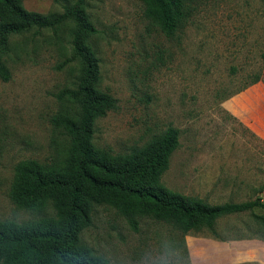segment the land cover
<instances>
[{"label": "rangeland", "instance_id": "1", "mask_svg": "<svg viewBox=\"0 0 264 264\" xmlns=\"http://www.w3.org/2000/svg\"><path fill=\"white\" fill-rule=\"evenodd\" d=\"M74 1L21 0L40 13L61 12ZM85 3L96 29L90 40L98 87L116 98L115 108L95 120L93 143L126 152L174 127L179 144L160 175L164 185L209 202L264 200V141L232 110L255 75L264 84V0H190L188 21L170 37L145 18L137 0ZM70 25L10 35L1 55L9 76L0 78V219L43 213L15 205L7 190L17 160L65 151L66 136L49 118L58 92L77 76ZM250 219L248 212L218 217L214 229L223 239L207 228L182 233L148 215L131 225L111 205L95 203L80 240L109 264H257L255 237L228 238L246 234Z\"/></svg>", "mask_w": 264, "mask_h": 264}, {"label": "trees", "instance_id": "2", "mask_svg": "<svg viewBox=\"0 0 264 264\" xmlns=\"http://www.w3.org/2000/svg\"><path fill=\"white\" fill-rule=\"evenodd\" d=\"M137 1L143 5L145 18L166 37L182 29L193 11L190 0ZM67 22L77 76L72 87L58 92L59 107L49 118L66 136L65 151L49 160L21 158L14 163L8 197L22 209L43 213L25 221L0 219V264H109L80 240L95 203L111 205L131 225L136 216L148 215L171 223L182 233L207 228L219 238L223 236L214 229L218 217L248 212L247 233L235 231L237 235L228 238L264 237V213L253 210H264L261 196L241 202H209L161 182L160 175L179 144L174 127L126 152H111L93 143L95 120L115 108L116 98L98 87V57L90 40L96 29L85 0L47 13L28 11L21 0H0V78L9 76L1 55L10 35L45 28L56 32ZM257 80L255 75L251 83ZM48 204L51 213L46 212Z\"/></svg>", "mask_w": 264, "mask_h": 264}, {"label": "crops", "instance_id": "3", "mask_svg": "<svg viewBox=\"0 0 264 264\" xmlns=\"http://www.w3.org/2000/svg\"><path fill=\"white\" fill-rule=\"evenodd\" d=\"M236 97L234 115L264 141V84L257 80ZM255 246L256 263L264 264V237H255Z\"/></svg>", "mask_w": 264, "mask_h": 264}]
</instances>
